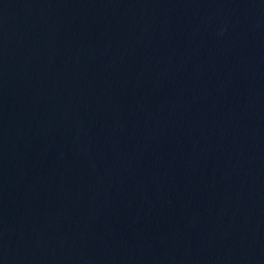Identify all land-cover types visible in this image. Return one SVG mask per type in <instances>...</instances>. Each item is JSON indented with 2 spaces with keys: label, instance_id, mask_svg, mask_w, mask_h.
<instances>
[{
  "label": "water",
  "instance_id": "1",
  "mask_svg": "<svg viewBox=\"0 0 264 264\" xmlns=\"http://www.w3.org/2000/svg\"><path fill=\"white\" fill-rule=\"evenodd\" d=\"M0 264H264V0H0Z\"/></svg>",
  "mask_w": 264,
  "mask_h": 264
}]
</instances>
